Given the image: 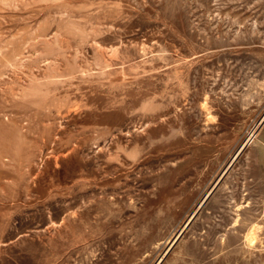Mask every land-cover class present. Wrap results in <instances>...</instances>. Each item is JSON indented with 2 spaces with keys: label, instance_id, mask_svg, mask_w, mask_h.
<instances>
[{
  "label": "rangeland",
  "instance_id": "obj_1",
  "mask_svg": "<svg viewBox=\"0 0 264 264\" xmlns=\"http://www.w3.org/2000/svg\"><path fill=\"white\" fill-rule=\"evenodd\" d=\"M258 201L264 0H0V264H264Z\"/></svg>",
  "mask_w": 264,
  "mask_h": 264
},
{
  "label": "flooded vegetation",
  "instance_id": "obj_2",
  "mask_svg": "<svg viewBox=\"0 0 264 264\" xmlns=\"http://www.w3.org/2000/svg\"><path fill=\"white\" fill-rule=\"evenodd\" d=\"M258 199H260L261 198V192L258 190ZM258 207H257V213H258V218H259V220L260 219H262V216L264 215V202L262 203V202H260V201H258V205H257ZM262 226H264V223H262Z\"/></svg>",
  "mask_w": 264,
  "mask_h": 264
},
{
  "label": "bare ground",
  "instance_id": "obj_3",
  "mask_svg": "<svg viewBox=\"0 0 264 264\" xmlns=\"http://www.w3.org/2000/svg\"><path fill=\"white\" fill-rule=\"evenodd\" d=\"M253 242H254V237L252 238V243H253ZM252 243H251V244H252Z\"/></svg>",
  "mask_w": 264,
  "mask_h": 264
}]
</instances>
